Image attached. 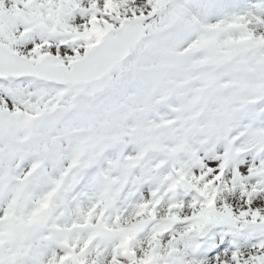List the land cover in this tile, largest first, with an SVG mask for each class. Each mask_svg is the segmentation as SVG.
<instances>
[{
  "label": "snow or ice",
  "instance_id": "obj_1",
  "mask_svg": "<svg viewBox=\"0 0 264 264\" xmlns=\"http://www.w3.org/2000/svg\"><path fill=\"white\" fill-rule=\"evenodd\" d=\"M0 264H264V0H0Z\"/></svg>",
  "mask_w": 264,
  "mask_h": 264
}]
</instances>
